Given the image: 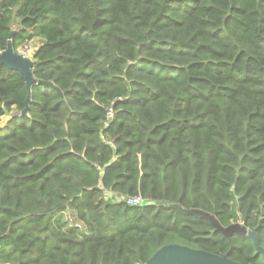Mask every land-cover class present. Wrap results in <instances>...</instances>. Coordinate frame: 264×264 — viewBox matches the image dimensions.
<instances>
[{"label":"trees","instance_id":"obj_1","mask_svg":"<svg viewBox=\"0 0 264 264\" xmlns=\"http://www.w3.org/2000/svg\"><path fill=\"white\" fill-rule=\"evenodd\" d=\"M34 38L26 114L0 65V264H146L168 244L264 264L165 206L264 246V0H0V52Z\"/></svg>","mask_w":264,"mask_h":264},{"label":"water","instance_id":"obj_2","mask_svg":"<svg viewBox=\"0 0 264 264\" xmlns=\"http://www.w3.org/2000/svg\"><path fill=\"white\" fill-rule=\"evenodd\" d=\"M14 31H11L9 37ZM0 65L9 70L19 72L25 80L27 97L25 108L22 114L27 113L28 103L30 101V87L37 83L33 76L34 61L32 58L23 56L18 52H14L11 43L8 42L7 48L0 52ZM39 84L52 85L50 82L39 81ZM165 206L180 212L185 216L195 218H204L210 222L214 231L222 234L230 239L233 235H242L249 238L255 249V253L264 259V246L261 245L257 230H249L240 222L232 223L227 227H223L214 214H210L198 209H184L178 204H166ZM146 264H240L229 259L227 256H219L203 250L190 248L180 244H168L158 249L146 262Z\"/></svg>","mask_w":264,"mask_h":264},{"label":"rangeland","instance_id":"obj_3","mask_svg":"<svg viewBox=\"0 0 264 264\" xmlns=\"http://www.w3.org/2000/svg\"><path fill=\"white\" fill-rule=\"evenodd\" d=\"M19 26H18V23H17V21L15 20V23L13 24V28L14 29H17ZM43 40H41L40 38H34L33 40H32V42H30L27 46H29L30 48H28V49H26L27 51H30V53L28 52H25V49L23 50V48L24 47H20L18 50H17V52L18 53H24L26 56H27V54H30L29 56H30V58H33L32 56H33V53H34V51L38 48V46L41 44V42H42ZM10 117V115H8V116H5V117H3L1 120H0V126H3L5 123H6V121L8 120V118Z\"/></svg>","mask_w":264,"mask_h":264},{"label":"built area","instance_id":"obj_4","mask_svg":"<svg viewBox=\"0 0 264 264\" xmlns=\"http://www.w3.org/2000/svg\"><path fill=\"white\" fill-rule=\"evenodd\" d=\"M23 47H24L23 50L25 49V52H27V53L29 52V53H30V51H27V50H26V49L30 48L29 46L24 45ZM30 49H31V48H30ZM28 50H29V49H28ZM25 52H24V53H25ZM24 53L22 52V53H20V54H22L23 56H26ZM29 55H30V54H27L26 57H29V58H30ZM32 57H33V56H32ZM113 116H114V112H113V110H112L111 108L107 109V112H106V121H105V123H108V121L111 120V119L113 118ZM122 199H123V201H125L127 204H129V205H133V206L139 205V204H141L142 201H143L140 197H124V198H122Z\"/></svg>","mask_w":264,"mask_h":264}]
</instances>
